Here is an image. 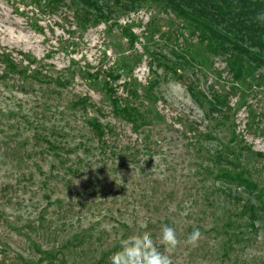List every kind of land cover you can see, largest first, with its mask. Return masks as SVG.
<instances>
[{"label":"rangeland","instance_id":"obj_1","mask_svg":"<svg viewBox=\"0 0 264 264\" xmlns=\"http://www.w3.org/2000/svg\"><path fill=\"white\" fill-rule=\"evenodd\" d=\"M125 2L122 0L121 11H114L110 24L84 27L70 0L60 4L0 0V58L9 53L20 62L21 55L28 54L57 80L70 79L65 90H56L63 92L60 98L49 101L54 106L51 112H58L56 118L51 113L55 119H49L48 124L63 128L59 126L64 122L60 107L88 97L104 108L102 122L117 127V139L111 146L131 150L114 156L99 152L88 159L82 154L87 166L105 159L102 164L109 170L120 169L117 178L108 175L91 182L89 167L84 168V178L64 177L63 169L68 166L57 164L59 172L54 175L60 178L49 189L40 190L42 183L31 184L28 177L20 179L8 155L16 142L28 137L22 134L28 131L25 120L40 113L39 88L24 91L18 83L1 78V58L0 263L44 260L43 264H50L58 258L68 264H100L108 254L106 264H110L121 240L143 232H148L163 251L159 237L167 225L176 230L180 241L173 264H264V219L253 221L249 219L251 210L242 209L264 201V67L253 68L252 74L240 81L228 67L229 56L204 54L198 40H192L194 49H190V32L184 21L163 2L148 1L129 12L123 10ZM106 3L114 5L115 0ZM130 32L137 36L134 45ZM172 50L187 55L188 60L199 50L204 55L184 70ZM50 64L53 69L48 68ZM115 67L122 73L116 84L118 97L148 110L154 120L149 147L142 142L143 131L136 134L131 125L111 113L102 82ZM168 67L181 69L183 78L177 79ZM128 90H135L137 97H129ZM217 94L228 98L229 120L221 128L216 125L219 117L205 109L204 103L213 102ZM9 112L13 115H7ZM208 127L214 131V139H201ZM221 144L235 148L236 155L214 167L210 155L220 150ZM242 147L245 150L241 151ZM52 161L49 156H36L34 163H25L24 170L39 174V166L50 173ZM207 167L214 169L213 176L206 173ZM222 170L248 173L259 189L249 198L241 192L244 189L235 188L227 179L215 180V174ZM122 184L127 191L120 189ZM241 214L245 217L239 218ZM229 219L234 228L227 235L214 231ZM195 229L201 237L198 246L192 247L187 238ZM228 239L233 245L228 246L229 257L223 259Z\"/></svg>","mask_w":264,"mask_h":264},{"label":"trees","instance_id":"obj_2","mask_svg":"<svg viewBox=\"0 0 264 264\" xmlns=\"http://www.w3.org/2000/svg\"><path fill=\"white\" fill-rule=\"evenodd\" d=\"M50 1L54 4H60L67 0ZM148 1L152 2V0H126L123 10L128 12L136 11ZM160 1L180 20L182 19L184 21V26L190 32L191 39L188 41L192 42L191 50L194 49L193 42L198 40V43L203 46L204 54L210 56H229L228 67L232 73L237 74V78H239L240 81L246 79L244 75L252 74V71L256 69L255 67H264V22L256 19L258 14L264 13V0ZM70 2L71 9L75 15H77L76 18L83 22L84 27L89 24H110L114 11H121V7L123 6L122 0H115L114 5L112 3H108L109 5H107L106 0H70ZM154 23L156 22L154 21L153 24ZM129 35L130 42L134 45L137 36L131 32ZM187 53L191 54L190 50L187 49ZM194 53L195 55L191 56L193 60L201 61V57L204 54H201L200 50ZM172 55L175 59L184 64L180 66L184 70H187V67L193 65V60H188L187 55H183L176 50H172ZM21 56L23 57L22 60L17 62L14 60L12 54L5 53L2 55L1 58L3 59H0L2 61L4 73L1 78L18 83L24 91L34 87L39 88L38 94L40 100L37 102V107L40 113L37 114L34 119L29 117L25 120L24 125L27 126L28 131L26 132L23 130L22 134L26 133L28 137L23 142H16L15 148L10 150V152L13 151L14 154L9 152L8 157L12 160L13 171L19 174L20 179L28 177L31 184H36V181L42 183V185L39 186L40 190L45 189V187L49 189L54 183H58L60 176L54 175V173L59 172L57 171V164L68 166V168L63 169L64 177L73 178L74 176H82V178H84L87 174L84 168L86 169L89 167L88 178L91 179V182L97 177L106 179L108 175H113L117 178L119 173H121L120 169L109 170L108 166L102 164L105 159L101 160L99 163L95 162V164L87 166L85 165V160L81 158L82 154V157L88 159L99 152L114 156L117 155L116 153L123 152L127 149L120 146H111L113 140L117 139V127L102 122L101 117L104 114V108H100L96 106V104L90 102V98L88 97H78L77 102H71L60 107L62 111L59 113L62 115V119L65 123L62 122L63 124L59 126L63 125V128L57 129L56 124H48L47 121L50 119L53 122L58 112H51L54 106L49 101L54 97L60 98L63 93L61 90H65L69 86L70 79L59 78L57 80V76L48 73L44 68L40 67L41 63L36 58L28 54ZM205 61V59L202 60V62ZM25 62L27 64H24ZM48 68L53 69L54 67L50 64ZM170 70L177 79L183 78L181 69L174 68ZM58 74L59 73H57V75ZM107 77L108 79L102 82V89L107 92L110 100L109 108L112 110L111 113L116 119L131 125L133 132L136 134L143 131L144 138L142 142L144 141L147 147H149V141L152 137L149 129L154 123V120L150 116V112L148 110H143L130 101H123L122 98L118 97L116 93V84L119 82L120 78H122V73L117 67H115L113 71L111 70ZM126 87H128V82L124 88ZM58 88H61V90L56 92ZM128 92L129 97L132 99L137 97V92L135 90H128ZM227 99L228 98L225 96L217 94L211 99L213 102H204L207 104V108L205 109H208L213 115L219 117V120L216 122L217 128L227 126L226 123L229 120L226 110L228 109V103L225 101ZM51 113H53L52 115H54L55 118L52 119L50 116ZM7 115L13 114L9 112ZM7 115L1 114L2 117ZM215 116L211 119L216 120ZM39 121L41 123H39ZM234 136L238 140L239 136L235 134ZM200 137L206 140L214 139V131L208 127ZM242 143L243 142L238 144L239 149ZM221 145L220 150H216L214 154L210 155L214 167L222 165L223 162H225V164L228 163V156L233 155L235 157L236 155L235 148L229 149L228 145ZM127 150L131 153V150ZM243 150H245L244 147L241 148V151ZM36 156H49L54 161H52L53 164L50 173H44L39 166L36 168L39 174L33 172L27 173L26 171L28 169L24 170L25 163H34L33 160H35ZM237 159L240 160V157L237 156ZM131 163L138 164V162ZM95 166H100V170L94 169ZM205 170L209 175H212L211 172L214 171L211 167H207ZM245 173L246 172L228 174L222 170L218 171L214 178L217 181H221L223 178L227 179V183L239 190L244 189L241 192H244V194L247 193L249 198H251L250 193H252L253 190H258L259 187L250 176H247L248 173ZM235 184L240 186H236ZM120 189L127 191L124 184H122ZM125 193L127 196L129 195L128 192ZM152 193H155L154 189ZM46 198L49 199L48 197ZM242 209L251 210L249 215L252 216H249V219L253 221L264 219V201L262 202L260 200V204L257 206L252 205V207H250V205H246L242 207ZM244 217L243 214L239 216V218ZM233 223L234 222L229 219L228 223H225L223 227L215 228L214 231L218 232L219 235H227L229 230L234 228ZM234 235L237 236L235 232ZM229 245H233V241L228 239L221 256L223 259L229 257ZM116 249L117 251L119 250L118 247H116ZM108 257L109 255L105 254L100 264H106ZM43 261L44 260L32 262V260H22L20 264H43ZM56 261L58 264H68V262L59 261L58 258H54L50 264H54Z\"/></svg>","mask_w":264,"mask_h":264},{"label":"clouds","instance_id":"obj_3","mask_svg":"<svg viewBox=\"0 0 264 264\" xmlns=\"http://www.w3.org/2000/svg\"><path fill=\"white\" fill-rule=\"evenodd\" d=\"M256 19L264 22V13L258 14ZM200 237V231L193 230L187 238V244L197 247ZM159 240L163 251L157 247L148 232L123 239L120 241V250L110 257V264H173L172 256L180 244L176 230L163 226Z\"/></svg>","mask_w":264,"mask_h":264}]
</instances>
